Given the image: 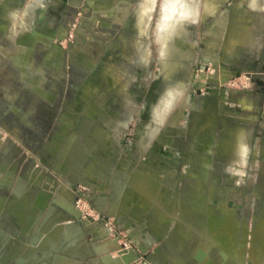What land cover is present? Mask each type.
Returning a JSON list of instances; mask_svg holds the SVG:
<instances>
[{"label": "rangeland", "instance_id": "1", "mask_svg": "<svg viewBox=\"0 0 264 264\" xmlns=\"http://www.w3.org/2000/svg\"><path fill=\"white\" fill-rule=\"evenodd\" d=\"M127 1L131 3L132 15L144 0ZM155 2L148 35L127 36L124 38L127 44L122 47L117 46L118 37L102 32L109 28L104 24L107 19L94 23L99 31H89L91 24L81 20V16L90 19L99 15H94L89 5H83L84 13L79 10L75 20L69 22L67 36L56 40L66 50V66L45 70L47 83L51 84L46 83V89L51 87L54 95L64 97L62 101H52L58 111L51 124L54 127L61 124L60 115L73 108L78 96L81 100L77 99V103L85 111L93 108L101 112L103 105L108 117L100 116L97 123L121 130L118 141L123 143L121 147L128 156L141 157L146 151L157 154L162 159L157 164L158 170L171 174L172 181L166 184L176 194L174 226L180 220L186 223L185 229L192 233L189 244L171 245L169 237L155 236L150 251L139 254L132 264H165L155 258L157 251H165L164 256L170 257L166 264H173L176 257L185 264H197L193 257L197 248L213 255L215 264H264V36L259 27L251 32L250 26L235 25L234 19L227 23V17L242 0H217L213 9L206 0ZM172 5L177 11L166 20V11ZM215 32L224 34V44L226 39H233L229 52L225 51L226 45L223 53L216 49L213 54L205 52L208 43L219 42ZM238 34L241 36L236 44ZM0 42L12 52L4 55L5 68L0 76L3 83L0 91L3 88L6 94L15 88L18 77L27 81L22 72L31 73L33 69L15 68V37L0 36ZM192 46L197 47L195 53ZM148 50L149 63L144 64ZM20 57H24L22 53ZM77 59L92 60L94 66L77 68L73 64ZM12 103L0 98V173L16 177L4 187L5 206L8 208L22 199L21 204L28 201L27 204L36 205L49 187L45 188L44 179L52 177L55 200L63 203L64 198L75 199L74 211L84 221L110 225L111 220L105 215L94 219L99 213L89 197L91 189L87 182L77 183L80 192L76 196L69 185L75 181L68 180L62 187L60 168L55 169L56 161L50 162L55 154L49 152L44 156V134L29 131L35 119L19 116L17 102ZM58 129L56 125L46 140L51 141ZM30 141L37 145L29 146ZM61 187L67 193L63 194ZM29 207L22 208L29 210ZM20 216L18 219L8 211L0 216V224L6 227L0 228V232L13 234L7 238L0 264L35 263L34 253L45 255L38 248L42 241L49 240L51 244L64 231L63 225L53 227L56 223L46 226L41 222L29 235V215L20 213ZM157 218L155 214V231L161 228ZM101 233L96 231V236ZM123 233L116 228L114 234L123 238ZM131 245L137 248L133 242ZM174 247L178 251L172 252ZM203 252L202 262L208 257Z\"/></svg>", "mask_w": 264, "mask_h": 264}, {"label": "crops", "instance_id": "2", "mask_svg": "<svg viewBox=\"0 0 264 264\" xmlns=\"http://www.w3.org/2000/svg\"><path fill=\"white\" fill-rule=\"evenodd\" d=\"M147 2L155 7V0H144L131 15L129 9L132 6L127 0H107L106 3L101 0H0V36L9 34L11 37H15V68L33 69L31 73L22 72L25 77L27 76V81L20 80L18 77L15 88L9 89L10 91L6 94L2 88L0 98L7 102H17L15 104L18 106L19 116L35 119L32 128L29 126L28 129L31 132L44 134V156L46 158L49 152L55 154L50 158V162L55 163L56 161L55 169L60 168L61 175H63L61 176L62 187H65L68 180L75 181V184L69 185L76 196L80 192L77 189V183L82 185L87 182V186L91 189L89 197L94 200L93 207L99 213L94 219L97 220L100 215H105L111 220L110 225L84 221L82 217H79L77 210L74 211L75 199L71 201L61 198L63 203L55 200L57 194L52 192L54 182L52 177L43 178L46 181L45 188L47 185L49 187H47L48 190L43 191L46 193L41 194L36 205L34 202L27 204L28 201L21 204L20 202L24 201L22 199L17 200L16 203L13 202L7 208L4 187L7 182L13 183L16 177L0 173L2 187L0 216L3 212L8 211L17 215L19 219L20 213H27L29 215L27 216V234L29 235L38 228L41 222H45L46 226L56 223L53 227L58 224L64 227V231L51 244H49V240L41 243L42 238H40L38 244L49 245L42 247L40 244L39 251H43L45 255L38 256V253H34L33 261L35 263L33 264H132L134 260L138 259L139 254L150 251L155 243V236L158 238L169 237L171 245L174 243L176 245L189 244V237L192 236V233L185 229L186 223L180 220V224L174 226V215L177 212L174 205L176 194L170 191L166 184L172 181L171 174L166 175L161 169L158 170L157 164L162 159L149 151H146V155L141 157H129V154L121 147L123 143L118 141L117 134L121 130L113 129L110 126L107 129L97 123L100 116L106 119L108 117L105 115L106 111L103 109V105L101 112H97L93 108L91 111H85L83 105L77 103V99L81 100L80 97L74 98L73 108H69V112L66 114L60 115L61 124L56 123L59 129L55 131L51 141L46 140L56 127L51 124V121L52 116L58 110L54 108L52 101H62L64 97L54 95L51 92V87L46 89L44 85L47 83L48 76L45 70L51 71V69H60L66 66V50L56 40L67 36L69 22L76 17V14H79V10L84 13L83 5H89L93 14L99 15L90 19L81 16V20L85 19L84 21H89L88 23L91 24L89 31H99L95 29L94 23L96 21L104 22L107 19V23L104 24H107L109 28L107 27L108 30L102 32L118 37L117 46L122 47L127 44L124 41L127 36L145 38L148 35V31L144 32L145 25L142 28H137L139 10ZM205 3L211 4V9H213L214 4L218 2L217 0H206ZM223 15H228V13L223 12ZM233 15L235 25L250 26L251 32L254 27H259L262 32H260L261 36H264V0H242L227 17L228 24ZM77 20L78 18H76ZM215 35L220 37L219 42L208 43L205 52L213 54L212 51L216 49L223 53L224 34L215 32ZM192 47L195 53L197 47ZM9 52L11 51H7L0 42V76L5 68L4 55L10 54ZM21 53L24 57H20ZM73 64L77 68L79 66L87 68L94 66V61H78L77 59L73 61ZM0 84L3 83L0 82ZM47 84L51 86L50 83ZM11 106L15 108V105ZM30 143L29 146L32 147L37 145L34 144L35 141H30ZM150 147L151 144L146 147L147 150ZM62 170L66 173L63 174ZM62 187V193H67V190L65 191V188L62 189ZM69 195L73 197L72 194ZM51 196L52 198H50ZM65 200L70 201L71 204ZM24 205L30 206L29 210L23 209ZM69 210L74 211V214ZM155 214H158L157 221L161 226L159 231H155L153 227ZM142 219L145 221V225ZM169 219L172 220L166 225L165 221ZM0 225L1 229L6 228L4 224ZM14 226L13 224L11 228L14 229ZM116 228L123 230V238L115 236ZM60 230L62 229L60 228ZM96 231L98 233L103 231V233L96 236ZM163 232L164 234H162ZM11 234L12 232L8 234H5L4 231L0 232V258L3 256L5 246L8 245L9 239L7 238H10ZM58 238L59 242H57ZM127 241L130 244H127ZM132 242L137 248L132 247ZM175 250L178 251L175 247L171 249L172 252ZM200 250L207 253L208 260L205 259L208 261L207 264H215L213 255H209L204 249L197 248L193 253L194 258ZM163 253L167 254L165 251H157L154 256L166 264L170 257L164 256ZM53 258H55L54 262ZM205 261H196V263L204 264ZM173 264L185 263L181 258L176 257Z\"/></svg>", "mask_w": 264, "mask_h": 264}, {"label": "bare ground", "instance_id": "3", "mask_svg": "<svg viewBox=\"0 0 264 264\" xmlns=\"http://www.w3.org/2000/svg\"><path fill=\"white\" fill-rule=\"evenodd\" d=\"M178 1V0H177ZM153 10H154V5L153 4H150V3H148L147 2V4L146 5H144L140 10H139V13H138V19H137V25H138V27H140V28H142L144 25H145V33H147V31H148V27H149V24H150V22H151V17H152V12H153ZM177 11V9L175 8V6H171L167 11H166V14H165V18H166V20H169L170 19V15L172 14H174L175 12ZM233 19V18H232ZM230 21V20H229ZM165 26H169L168 24H166ZM230 30V29H229ZM144 33V34H145ZM226 33H228V32H226ZM234 33V32H233ZM236 33V32H235ZM226 36H227V34H226ZM228 36L230 37V35L228 34ZM239 36H241V35H238L237 36V39H235L236 40V44H237V42H238V40H239ZM232 41V42H231ZM230 41V38H228V39H226V44H224V45H226L225 46V51L227 52L231 47V44L233 43V39ZM140 45H142V43H140L139 44V46ZM225 52V53H226ZM229 52V51H228ZM150 54H151V52H150V50H148L146 53H145V55H144V58H143V62H144V64L145 63H149V58H150ZM208 56H210V55H208ZM206 58V57H205ZM117 75V74H116ZM116 75H115V77H116ZM117 77H119L118 75H117ZM121 78V77H120ZM115 79H117V78H115ZM118 80H119V78H118ZM117 82V81H116ZM119 82H120V80H119ZM128 83V82H127ZM117 85H118V83H117ZM122 88H124V87H122ZM125 89V88H124ZM124 92H125V90H123ZM123 93V92H122ZM126 94V93H125ZM127 98H128V96H127ZM129 99V98H128ZM67 196V195H66ZM205 254V253H204ZM204 259V258H203Z\"/></svg>", "mask_w": 264, "mask_h": 264}, {"label": "water", "instance_id": "4", "mask_svg": "<svg viewBox=\"0 0 264 264\" xmlns=\"http://www.w3.org/2000/svg\"><path fill=\"white\" fill-rule=\"evenodd\" d=\"M231 206L233 204H230ZM205 257V254L202 250H200L197 255L195 256V259L198 261V262H202L203 261V258Z\"/></svg>", "mask_w": 264, "mask_h": 264}]
</instances>
